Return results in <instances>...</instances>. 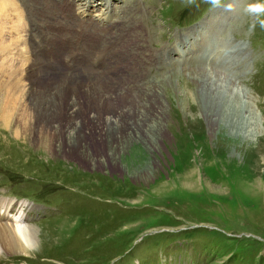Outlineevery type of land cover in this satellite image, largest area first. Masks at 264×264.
<instances>
[{
	"label": "rangeland",
	"instance_id": "1",
	"mask_svg": "<svg viewBox=\"0 0 264 264\" xmlns=\"http://www.w3.org/2000/svg\"><path fill=\"white\" fill-rule=\"evenodd\" d=\"M32 1L16 0L19 9L10 13H25ZM124 3L117 1L115 7H119L117 12L124 18L125 31L132 25L140 26L142 36L138 40L143 48L153 52L171 45L169 41L176 42L170 47H176L175 35L184 30L179 29L181 23L189 28L200 22L188 33L193 31L196 35L204 27L209 34L219 36L215 45L209 47L208 39L200 36L196 46L191 45L192 58L171 53L173 66L162 72H151L153 68L143 66L141 73L132 78L131 71L136 68L137 72L140 64L130 65L126 78L133 79L132 87L159 83L177 70L176 85L181 91H193L197 85L191 81L192 75L203 67L221 68L234 75L239 85L253 95L256 110L264 119V11L246 9V4L264 5V0H124ZM124 5L125 14L119 12ZM219 7L225 12L229 8L231 13L235 11V17L231 19L221 9L213 13ZM12 14L9 19L19 20L20 16ZM210 17L214 19L203 20ZM245 23L247 26L240 33ZM9 31L5 29L4 34L9 36ZM229 32L238 40L250 33L247 37L253 52L250 71L244 58L236 55L224 64H217L224 48L229 51L234 50L232 44L237 46L230 37H221H227ZM107 35L110 37L111 33ZM134 39L131 38L132 43ZM109 43L107 53L118 44ZM240 45L246 49V43ZM129 47L126 53L140 50L137 44ZM157 55L142 54L141 58L146 64ZM245 57L249 60V51ZM235 61L245 68L240 67L242 73L232 72ZM108 72L109 80L100 79L106 73L94 71L93 78L110 90V87L121 90L131 87H127L124 75L113 76ZM122 93L126 95L127 91ZM170 93L174 95L162 100L163 109L158 110L164 128L162 136L152 144L153 151L145 142L151 143L150 137L127 144L120 134L108 143L86 116L82 126L76 125L71 116H62V123L59 122L62 135L56 134L55 140L64 144L68 131L74 130L78 145L85 147H78L81 155L69 149L65 153L63 148L64 156H54L46 149H38L37 143L33 147L26 140L15 139L0 122V195L34 204L30 218L25 220L30 226L41 228V244L32 251L33 255H0V264H264V162L260 155L264 152H247L245 144L249 143L230 137L229 132L214 133L217 127L203 117L196 125L183 120L185 127L177 122V127L170 128L177 119L172 115L177 97L173 89ZM6 97L7 94L1 96ZM79 129L86 132L81 135ZM184 138L189 144L183 142ZM126 145L129 147L122 148ZM1 201L7 204L9 215L13 201ZM38 212L41 219L37 218ZM0 225L5 223L0 221ZM19 225L14 223L15 228Z\"/></svg>",
	"mask_w": 264,
	"mask_h": 264
},
{
	"label": "bare ground",
	"instance_id": "2",
	"mask_svg": "<svg viewBox=\"0 0 264 264\" xmlns=\"http://www.w3.org/2000/svg\"><path fill=\"white\" fill-rule=\"evenodd\" d=\"M48 1L30 2V8L27 5L28 7L24 9L25 13L29 12V16H26L23 11L19 14L10 13V10L19 9L20 3L17 5L16 0H0V86L6 85L0 87V122L4 124L6 131L12 132L15 139L26 140L33 147H36L37 143L38 149H46L54 156H64L63 148L65 153L69 149V152L81 155L79 148L85 146L81 143L78 145V139L75 138L76 131H68L64 144L56 141L55 136L62 133V124H60L62 116H71L70 119L79 126H82L83 117L86 116V120H90L92 127H95L100 135H105L108 143H112L113 138L120 134L124 136L127 144L136 142L139 140L137 138L144 140L145 137H150L151 143L148 140L145 142L153 151L152 144L156 143L164 128L163 119L159 113L163 109L162 100L167 101V98L173 96L174 94L170 93L173 89L177 97L176 108L178 109L174 108L172 112L173 117L177 116V119L169 125L170 128H174L177 122L179 126L189 121H192V125H196L203 117L217 127L214 133L215 131L229 132L230 137L257 145L252 147L245 144L248 147L247 152L257 154L264 152V146H262L264 119L256 110L257 100L253 99V95L245 87L239 85L234 75L228 74L221 68L203 67L202 71L190 77L191 81L197 85L195 90L181 91V87L176 85L174 78L178 71L174 70L170 75L161 76L163 79L159 83L145 84L141 88L132 87L135 82L131 78L128 80L125 76L128 85L122 79L123 83L131 87L124 90L110 87L112 88L110 90L93 78V71L97 74L107 73L111 69L114 71V67H109L113 63L104 67L103 62L125 43L126 49L136 44L141 49V41L138 40L142 36L141 31L125 33L124 18L118 16L117 11L114 13L112 0H106V7L111 10H105V20L109 19V13H114L117 21L114 23L116 31L112 34L113 38L107 35L110 33L109 28L102 25L106 21L103 20L101 23L99 19H95L97 15L88 12L90 7L98 6V4L94 5L93 0ZM126 8L121 7L120 10L125 14ZM228 11L225 13L230 15L232 10L229 8ZM16 12L17 10L14 11ZM11 14L20 16L19 20H16L15 16L14 19H9L11 16L8 15ZM27 22L29 24L26 28ZM5 29L10 30L9 36L4 34ZM12 31L15 32L14 35L11 34ZM196 32V35L193 31L189 32L185 39L180 36L175 48L167 47L154 54H158L159 59L171 53L174 55L177 53L182 57L185 54H191V45L196 46L192 40L197 42L200 37L198 30ZM95 33L98 38L93 37ZM119 35H121L120 38L114 39ZM37 37L40 38V42L36 41ZM131 38H135L133 43ZM109 42L118 44L113 51L107 53L105 48L107 44L111 47ZM182 46L184 49L181 48ZM65 58L69 60L68 64ZM172 59L173 57H170V61ZM49 72H56V74L49 75L47 74ZM137 75L135 68V71H131V76L134 78ZM5 81L13 84L8 85L4 83ZM122 91H127L126 95ZM3 94H7L6 99L1 98ZM116 95H118V101L115 98ZM13 97L15 99H11ZM56 99L57 104L54 103ZM188 105L190 110L186 109ZM183 120L185 122H182ZM79 132L83 135L86 131L79 129ZM246 133L247 136L244 135ZM31 138L32 141L29 140ZM185 138L183 142L188 143ZM125 147L128 148L129 145L122 148ZM187 153H189L188 150ZM260 155L264 162V153ZM86 162L95 166L91 161L86 160ZM113 163L117 165L115 161ZM1 200L13 201L9 215L6 210L7 204ZM33 208V205L27 201L18 202L0 197V221L5 223L0 225V255H33L32 251L39 247L41 228H34L25 220ZM15 222L20 223L16 228Z\"/></svg>",
	"mask_w": 264,
	"mask_h": 264
},
{
	"label": "clouds",
	"instance_id": "3",
	"mask_svg": "<svg viewBox=\"0 0 264 264\" xmlns=\"http://www.w3.org/2000/svg\"><path fill=\"white\" fill-rule=\"evenodd\" d=\"M250 11L261 12L264 11V5L256 4L249 6Z\"/></svg>",
	"mask_w": 264,
	"mask_h": 264
}]
</instances>
